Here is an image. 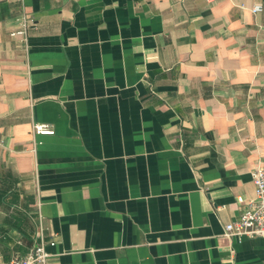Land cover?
Segmentation results:
<instances>
[{"label": "crops", "instance_id": "0c3cea01", "mask_svg": "<svg viewBox=\"0 0 264 264\" xmlns=\"http://www.w3.org/2000/svg\"><path fill=\"white\" fill-rule=\"evenodd\" d=\"M262 164L264 0H0V264H264Z\"/></svg>", "mask_w": 264, "mask_h": 264}, {"label": "built area", "instance_id": "2783aa9c", "mask_svg": "<svg viewBox=\"0 0 264 264\" xmlns=\"http://www.w3.org/2000/svg\"><path fill=\"white\" fill-rule=\"evenodd\" d=\"M211 2L213 0H206ZM260 5L251 8L253 13L261 11ZM34 20L28 15H22L21 21L15 30L10 32L11 37L20 38L26 42L30 29L35 28ZM34 136H52L54 127L48 123H35L32 126ZM34 151V149L32 150ZM252 183L254 187V197L247 204V208L241 216L224 226V236L227 238H257L264 237V164L256 167L252 171ZM241 202V199H238ZM46 244L41 240L23 257L12 258L9 262L2 264H48L50 254L46 251ZM48 245L54 246V242Z\"/></svg>", "mask_w": 264, "mask_h": 264}]
</instances>
